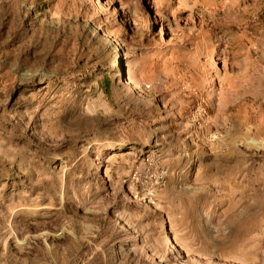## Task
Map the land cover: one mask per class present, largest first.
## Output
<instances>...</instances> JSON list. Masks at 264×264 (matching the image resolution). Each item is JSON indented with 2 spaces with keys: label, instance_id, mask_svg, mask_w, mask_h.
<instances>
[{
  "label": "rangeland",
  "instance_id": "obj_1",
  "mask_svg": "<svg viewBox=\"0 0 264 264\" xmlns=\"http://www.w3.org/2000/svg\"><path fill=\"white\" fill-rule=\"evenodd\" d=\"M0 264H264V0H0Z\"/></svg>",
  "mask_w": 264,
  "mask_h": 264
}]
</instances>
